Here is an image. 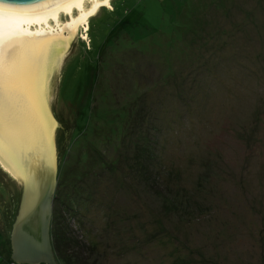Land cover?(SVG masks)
<instances>
[{
	"label": "rangeland",
	"instance_id": "1",
	"mask_svg": "<svg viewBox=\"0 0 264 264\" xmlns=\"http://www.w3.org/2000/svg\"><path fill=\"white\" fill-rule=\"evenodd\" d=\"M137 1L61 69L57 263L264 264V0ZM17 214L0 177V264Z\"/></svg>",
	"mask_w": 264,
	"mask_h": 264
},
{
	"label": "water",
	"instance_id": "2",
	"mask_svg": "<svg viewBox=\"0 0 264 264\" xmlns=\"http://www.w3.org/2000/svg\"><path fill=\"white\" fill-rule=\"evenodd\" d=\"M109 1L0 0V177L18 194L15 263L58 264L51 227L59 79L79 25L87 29Z\"/></svg>",
	"mask_w": 264,
	"mask_h": 264
},
{
	"label": "trees",
	"instance_id": "3",
	"mask_svg": "<svg viewBox=\"0 0 264 264\" xmlns=\"http://www.w3.org/2000/svg\"><path fill=\"white\" fill-rule=\"evenodd\" d=\"M113 1V0H112ZM135 1H137V0H135ZM142 1V0H141ZM141 1H137V2H141ZM115 6H116V10H118L119 12H118V15H120V16H122L123 15V13H125L126 11H127V9H129L128 7V3L126 2V0H115ZM145 9V6L143 5V7L141 8V10L143 11ZM122 10V11H121ZM121 11V12H120ZM120 13V14H119ZM97 156V155H96ZM94 157V161L95 162H97L98 161V163H100V164H104L103 162H100L99 161V159L97 158V157ZM100 159H101V157H100ZM92 165H93V162H92ZM79 177H81V175H78V178ZM54 235V234H53ZM53 241H54V239H53ZM52 241V242H53ZM53 244H54V242H53Z\"/></svg>",
	"mask_w": 264,
	"mask_h": 264
},
{
	"label": "bare ground",
	"instance_id": "4",
	"mask_svg": "<svg viewBox=\"0 0 264 264\" xmlns=\"http://www.w3.org/2000/svg\"><path fill=\"white\" fill-rule=\"evenodd\" d=\"M101 6H108V7L112 6L111 5V0L109 2H107L106 4L100 5L99 6V9H100ZM99 9H98V11H99ZM96 13H94L92 16L96 15ZM88 24H89V21H88ZM78 33H80L82 35L83 40H86L87 38L90 39V37H91L90 30H89V26H87V29H85V22L82 23L81 25H79V27H78Z\"/></svg>",
	"mask_w": 264,
	"mask_h": 264
},
{
	"label": "flooded vegetation",
	"instance_id": "5",
	"mask_svg": "<svg viewBox=\"0 0 264 264\" xmlns=\"http://www.w3.org/2000/svg\"><path fill=\"white\" fill-rule=\"evenodd\" d=\"M54 245V244H53Z\"/></svg>",
	"mask_w": 264,
	"mask_h": 264
}]
</instances>
